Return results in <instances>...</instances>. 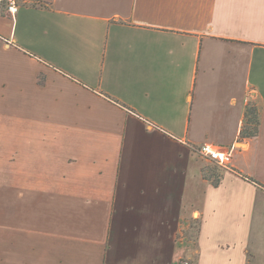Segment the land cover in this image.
<instances>
[{"label":"crops","instance_id":"crops-1","mask_svg":"<svg viewBox=\"0 0 264 264\" xmlns=\"http://www.w3.org/2000/svg\"><path fill=\"white\" fill-rule=\"evenodd\" d=\"M19 2L0 0V264H264V0ZM205 143L233 147L219 179Z\"/></svg>","mask_w":264,"mask_h":264},{"label":"built area","instance_id":"built-area-1","mask_svg":"<svg viewBox=\"0 0 264 264\" xmlns=\"http://www.w3.org/2000/svg\"><path fill=\"white\" fill-rule=\"evenodd\" d=\"M8 3L7 12L11 16H15L18 11L20 2L19 0H6ZM196 152L203 158L216 163L223 169H228L233 155L232 148L216 147L213 144L205 143L196 148ZM182 241H188L186 236L180 237ZM176 264H192L189 258H181Z\"/></svg>","mask_w":264,"mask_h":264},{"label":"trees","instance_id":"trees-1","mask_svg":"<svg viewBox=\"0 0 264 264\" xmlns=\"http://www.w3.org/2000/svg\"><path fill=\"white\" fill-rule=\"evenodd\" d=\"M259 127H260V114L258 108L250 104L246 108V114H245V122L241 130V136L243 138H255L258 136L259 133ZM220 171V168L218 169H211L212 174L214 177H218V179L221 177V173L217 172ZM219 181V180H218ZM254 181V180H252ZM255 182V181H254Z\"/></svg>","mask_w":264,"mask_h":264},{"label":"rangeland","instance_id":"rangeland-1","mask_svg":"<svg viewBox=\"0 0 264 264\" xmlns=\"http://www.w3.org/2000/svg\"><path fill=\"white\" fill-rule=\"evenodd\" d=\"M214 164L215 165L212 167L213 170L217 169V168L218 169L220 168V171L218 170L217 172H219V173L223 172V168L219 167L216 163H214ZM198 229H199V225L198 224H193V227L190 229V231H189V233L187 235L189 238L186 236L187 240L195 238L196 234L198 232Z\"/></svg>","mask_w":264,"mask_h":264}]
</instances>
